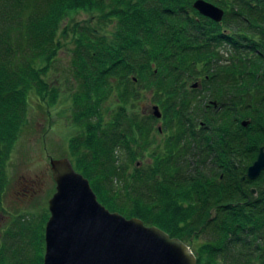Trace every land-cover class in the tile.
<instances>
[{
    "label": "trees",
    "instance_id": "obj_1",
    "mask_svg": "<svg viewBox=\"0 0 264 264\" xmlns=\"http://www.w3.org/2000/svg\"><path fill=\"white\" fill-rule=\"evenodd\" d=\"M206 1L220 22L193 0H0V191L27 94L55 102L45 77L70 44L71 163L97 200L185 242L196 264H264V170L239 179L264 145V0ZM145 92L159 118L133 111ZM36 237L27 259L3 240L0 264H41Z\"/></svg>",
    "mask_w": 264,
    "mask_h": 264
},
{
    "label": "water",
    "instance_id": "obj_2",
    "mask_svg": "<svg viewBox=\"0 0 264 264\" xmlns=\"http://www.w3.org/2000/svg\"><path fill=\"white\" fill-rule=\"evenodd\" d=\"M191 5L200 15L221 21L223 9L217 5L206 0H193ZM149 113L161 116L156 104ZM248 122L242 120L241 125ZM48 163L55 185L47 198L41 264H196L190 246L177 237L105 208L69 158H49ZM263 169L264 145H260L239 179L253 180Z\"/></svg>",
    "mask_w": 264,
    "mask_h": 264
},
{
    "label": "rangeland",
    "instance_id": "obj_3",
    "mask_svg": "<svg viewBox=\"0 0 264 264\" xmlns=\"http://www.w3.org/2000/svg\"><path fill=\"white\" fill-rule=\"evenodd\" d=\"M72 18L81 21L88 18V15L80 11ZM69 46L70 44H64L57 51L55 61L45 77L48 86L58 88L55 102L48 104V99L40 101L33 92L27 94L24 118L18 124L4 160V179L0 191V247L4 240V253L8 249L17 251L15 256L19 259H27L32 251L35 252L31 243L37 240L36 236L41 235L48 217L47 198L54 191L55 185L50 174L49 158L67 157L72 162L69 139L76 127L70 121L69 93L72 89L65 81V76L68 77ZM219 48L224 55L228 54L227 49ZM199 86L197 83V87ZM153 104L156 103L151 95L145 92L141 99L134 102L133 111L148 114ZM101 111L103 118H108V111ZM157 125H161L160 119L153 123V127ZM141 162L145 163L146 159ZM254 193L255 189L252 194ZM207 239L209 235L204 232L199 235L198 242Z\"/></svg>",
    "mask_w": 264,
    "mask_h": 264
},
{
    "label": "flooded vegetation",
    "instance_id": "obj_4",
    "mask_svg": "<svg viewBox=\"0 0 264 264\" xmlns=\"http://www.w3.org/2000/svg\"><path fill=\"white\" fill-rule=\"evenodd\" d=\"M200 125H201V123H200ZM157 126H159V125H157Z\"/></svg>",
    "mask_w": 264,
    "mask_h": 264
}]
</instances>
